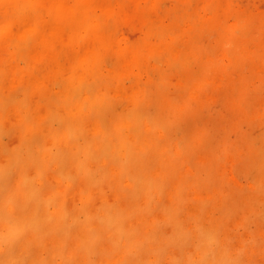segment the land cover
<instances>
[{
    "label": "rangeland",
    "instance_id": "1",
    "mask_svg": "<svg viewBox=\"0 0 264 264\" xmlns=\"http://www.w3.org/2000/svg\"><path fill=\"white\" fill-rule=\"evenodd\" d=\"M0 198V264H264V0H0Z\"/></svg>",
    "mask_w": 264,
    "mask_h": 264
},
{
    "label": "clouds",
    "instance_id": "2",
    "mask_svg": "<svg viewBox=\"0 0 264 264\" xmlns=\"http://www.w3.org/2000/svg\"><path fill=\"white\" fill-rule=\"evenodd\" d=\"M203 239L207 246V250L202 257L203 264H233V261L226 252L218 257L216 241L211 233L204 234Z\"/></svg>",
    "mask_w": 264,
    "mask_h": 264
},
{
    "label": "bare ground",
    "instance_id": "3",
    "mask_svg": "<svg viewBox=\"0 0 264 264\" xmlns=\"http://www.w3.org/2000/svg\"><path fill=\"white\" fill-rule=\"evenodd\" d=\"M27 37H29V36H27ZM31 37H32V36H31ZM23 39H24V38H23ZM28 39H29V38H28ZM31 40H32V38H31ZM31 40H27V41L25 40V41H26V43H28V42L31 41ZM21 43H22V42H21ZM80 102H81V101H80ZM66 104L68 105V103H66ZM66 104H65V105H66ZM76 104H77V103H75V105H76ZM78 105H79V104H78ZM99 105H100V104H99ZM63 106H64V105H63ZM83 106H85V105H83ZM83 106H82V107H83ZM72 107H73V108L76 107V108H74V110L72 109L74 112H75V111H78V109L81 110V107L78 108V109H77V106H72ZM67 109H68V108H67ZM90 109H91V108H90ZM96 109H97V108H96ZM98 110H99V108H98ZM62 111H64V110H62ZM78 112H80V111H78ZM99 113H100V112H99ZM68 114H69V113H68ZM97 114H98V113H97ZM98 115H99V114H98ZM130 117H131V116H130ZM128 118H129V117H128ZM74 119L76 120L77 123H79V121H80V120H79V119H80L79 116H75ZM97 128H98V127H97ZM97 128H96V129H97ZM71 132H72V131H71ZM70 135H71V136H70ZM72 135H73V133H70V132H69V134L67 133V134H65V135H64V134L62 135V138L64 137V138L67 139V143H69L68 146H70V144H71V140H70V138L72 139ZM101 137H102V135H99V138H101ZM64 140H65V139H64ZM0 199H1V198H0ZM5 203H6L5 201L2 202V204H0V207H2L1 205L5 204ZM8 204H9V203H8ZM7 206H8V205H5V207H7ZM10 206H11V205H10ZM1 209H2V208H1ZM6 209H8V207H7ZM0 211H2V210H0ZM59 214H60V211H55V212L52 214V216H51V217H52V222H53L57 217L59 218ZM58 218H57V219H58ZM133 221H134V220H133ZM88 236L90 237V233H88ZM105 254H107V253H104V255H105ZM118 257H119V256H118ZM115 259H116V258H115ZM102 261H103V260H102Z\"/></svg>",
    "mask_w": 264,
    "mask_h": 264
}]
</instances>
